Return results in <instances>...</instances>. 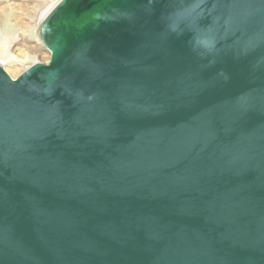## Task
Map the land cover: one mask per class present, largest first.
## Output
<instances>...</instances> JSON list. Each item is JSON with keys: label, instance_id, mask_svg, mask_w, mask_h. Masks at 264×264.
Returning a JSON list of instances; mask_svg holds the SVG:
<instances>
[{"label": "water", "instance_id": "1", "mask_svg": "<svg viewBox=\"0 0 264 264\" xmlns=\"http://www.w3.org/2000/svg\"><path fill=\"white\" fill-rule=\"evenodd\" d=\"M38 35L0 65V264H264V0H60Z\"/></svg>", "mask_w": 264, "mask_h": 264}, {"label": "rangeland", "instance_id": "2", "mask_svg": "<svg viewBox=\"0 0 264 264\" xmlns=\"http://www.w3.org/2000/svg\"><path fill=\"white\" fill-rule=\"evenodd\" d=\"M60 0H0V57L7 53L15 58L11 63L0 60L5 71L16 78L26 68L33 54L28 47H38V60L46 62L48 51L42 45L38 31L50 9ZM42 56V57H41Z\"/></svg>", "mask_w": 264, "mask_h": 264}, {"label": "bare ground", "instance_id": "3", "mask_svg": "<svg viewBox=\"0 0 264 264\" xmlns=\"http://www.w3.org/2000/svg\"><path fill=\"white\" fill-rule=\"evenodd\" d=\"M58 2H59V1H58ZM58 2H57V3H58ZM57 3H56V4H57ZM56 4H55V5H56ZM55 5H54V6H55ZM54 6H53V7H54ZM53 7L50 9V11L53 9ZM50 11H49V12H50ZM49 12H48V13H49ZM48 13H47V14H48ZM47 14H46V16H47ZM46 16H45V17H46ZM45 17H44V18H45ZM43 20H44V19H43ZM39 28H40V27H39ZM28 52H29V54H33V56L30 57V58H28L29 60H31V62L29 63V65H28L26 68H24V69L22 70V72H23L24 70H26L27 68H29L30 66H32L33 64L38 63L39 61L41 62V60H40L41 58L38 60V58H39V57H38V53H40V52L38 51V47H37V46H35V45H30V46L28 47ZM41 57H42V56H41ZM0 60H2L5 64H6V63H11V64H12V62L15 61V58L9 56L7 53H4V54L1 55ZM47 61H48V60H47ZM47 61H46V62H41V63H45V64H46ZM4 63H1V62H0V65H1V64H4ZM1 66H2V65H1ZM2 67H3V66H2ZM22 72H21V73H22ZM21 73H20V74H21Z\"/></svg>", "mask_w": 264, "mask_h": 264}]
</instances>
